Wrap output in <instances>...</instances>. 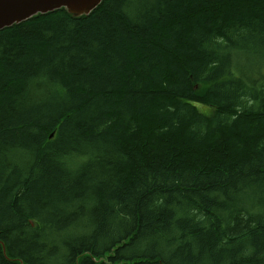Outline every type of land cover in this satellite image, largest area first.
I'll return each mask as SVG.
<instances>
[{"label":"trees","instance_id":"16d2710c","mask_svg":"<svg viewBox=\"0 0 264 264\" xmlns=\"http://www.w3.org/2000/svg\"><path fill=\"white\" fill-rule=\"evenodd\" d=\"M0 241V264H264V0L1 30Z\"/></svg>","mask_w":264,"mask_h":264},{"label":"water","instance_id":"95a60500","mask_svg":"<svg viewBox=\"0 0 264 264\" xmlns=\"http://www.w3.org/2000/svg\"><path fill=\"white\" fill-rule=\"evenodd\" d=\"M103 2L104 0H0V31L27 22L37 15L59 10H65L76 18L89 16ZM3 249L6 253L4 244Z\"/></svg>","mask_w":264,"mask_h":264},{"label":"rangeland","instance_id":"374dc122","mask_svg":"<svg viewBox=\"0 0 264 264\" xmlns=\"http://www.w3.org/2000/svg\"><path fill=\"white\" fill-rule=\"evenodd\" d=\"M241 67H244L245 70L249 68V67L246 66V61L245 60H242Z\"/></svg>","mask_w":264,"mask_h":264},{"label":"bare ground","instance_id":"6f19581e","mask_svg":"<svg viewBox=\"0 0 264 264\" xmlns=\"http://www.w3.org/2000/svg\"><path fill=\"white\" fill-rule=\"evenodd\" d=\"M2 246H3V244H2ZM3 252H4V249H3ZM4 254H5V256H7V252L6 253L4 252Z\"/></svg>","mask_w":264,"mask_h":264}]
</instances>
